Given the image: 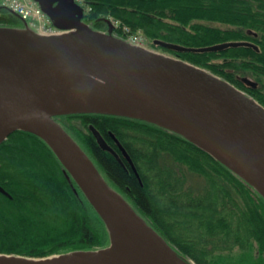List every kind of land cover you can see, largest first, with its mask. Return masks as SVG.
<instances>
[{"label": "trees", "instance_id": "1", "mask_svg": "<svg viewBox=\"0 0 264 264\" xmlns=\"http://www.w3.org/2000/svg\"><path fill=\"white\" fill-rule=\"evenodd\" d=\"M84 21L126 37L142 33L187 47L248 40L220 50H174L244 90L264 106V0H83ZM115 21H118L116 23ZM0 25L25 27L0 4ZM127 29V30H126ZM163 47V46H162ZM55 119L94 161L108 184L148 225L195 264H264V195L187 136L132 116L79 112ZM75 121H79L78 123ZM94 124L121 153L100 147ZM40 135L17 129L0 143V252L48 256L107 247L110 229Z\"/></svg>", "mask_w": 264, "mask_h": 264}, {"label": "water", "instance_id": "2", "mask_svg": "<svg viewBox=\"0 0 264 264\" xmlns=\"http://www.w3.org/2000/svg\"><path fill=\"white\" fill-rule=\"evenodd\" d=\"M37 1L54 23L67 31L43 35L27 23L25 27L0 25V143L17 129L30 130L44 138L67 175L74 177L107 223L111 244L42 257L0 252V264H195L180 255L108 184L91 157L54 116L100 112L157 123L187 136L264 195V106L202 67L116 36L109 19L107 31L94 29L84 21V8L76 0ZM154 42L174 50H220L237 45L258 49L256 43L248 40L201 47L162 39ZM89 129L100 147L122 162L119 152L100 130L92 123ZM111 135L138 174L125 146L113 132ZM83 178L92 181L102 195L106 194L102 184L118 195L123 207L161 237L177 259L141 257L135 253L108 259L73 258L82 252L107 249L115 240L106 208L97 203ZM0 191L11 196L2 185Z\"/></svg>", "mask_w": 264, "mask_h": 264}, {"label": "bare ground", "instance_id": "3", "mask_svg": "<svg viewBox=\"0 0 264 264\" xmlns=\"http://www.w3.org/2000/svg\"><path fill=\"white\" fill-rule=\"evenodd\" d=\"M44 35V34H43ZM83 183L98 204H103L105 215L109 219L115 234L114 243L107 249L99 251L82 252L73 255V258L95 260L108 259L121 256V254L135 253L141 257H165L177 259L161 237L152 233L144 224L139 221L131 212L123 207L118 195L107 189L102 195L93 182L83 178ZM115 208V212L112 209ZM59 258V256L54 257Z\"/></svg>", "mask_w": 264, "mask_h": 264}, {"label": "built area", "instance_id": "4", "mask_svg": "<svg viewBox=\"0 0 264 264\" xmlns=\"http://www.w3.org/2000/svg\"><path fill=\"white\" fill-rule=\"evenodd\" d=\"M78 1L82 2L83 0ZM0 4L20 14L26 19L29 26L39 33L56 34L62 32L36 0H0ZM115 22L118 23V21ZM144 38L141 33L128 35V41L139 46H144Z\"/></svg>", "mask_w": 264, "mask_h": 264}, {"label": "rangeland", "instance_id": "5", "mask_svg": "<svg viewBox=\"0 0 264 264\" xmlns=\"http://www.w3.org/2000/svg\"><path fill=\"white\" fill-rule=\"evenodd\" d=\"M42 2V5L46 8V5H45V2L41 1ZM41 4V3H40ZM101 31H107V30H101ZM140 32H137L136 34H139ZM142 34V33H141ZM143 35V34H142ZM144 36V35H143ZM119 37V36H118ZM145 37V36H144ZM126 41H128V36H126L124 38ZM144 46L147 48V49H150L152 51H155V52H158V53H161V54H164V55H167V56H171V57H174V58H179L177 57L173 52L167 50L165 47H162L160 45H157L155 42H152L150 41L149 39H147L146 37L144 38ZM75 122H79V121H75ZM59 254V253H57ZM53 255V254H52Z\"/></svg>", "mask_w": 264, "mask_h": 264}, {"label": "flooded vegetation", "instance_id": "6", "mask_svg": "<svg viewBox=\"0 0 264 264\" xmlns=\"http://www.w3.org/2000/svg\"><path fill=\"white\" fill-rule=\"evenodd\" d=\"M119 152V151H118ZM119 154H120V156H121V158L123 157V158H125V156L122 154V152L120 153L119 152ZM126 159V158H125ZM127 160V159H126ZM128 161V160H127ZM129 162V161H128Z\"/></svg>", "mask_w": 264, "mask_h": 264}]
</instances>
